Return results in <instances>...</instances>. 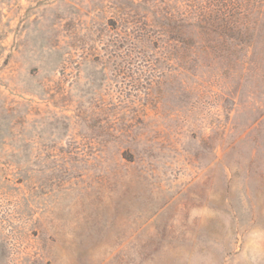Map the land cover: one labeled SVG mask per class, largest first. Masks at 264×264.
<instances>
[{
	"label": "rangeland",
	"instance_id": "374dc122",
	"mask_svg": "<svg viewBox=\"0 0 264 264\" xmlns=\"http://www.w3.org/2000/svg\"><path fill=\"white\" fill-rule=\"evenodd\" d=\"M0 264H264V0H0Z\"/></svg>",
	"mask_w": 264,
	"mask_h": 264
}]
</instances>
